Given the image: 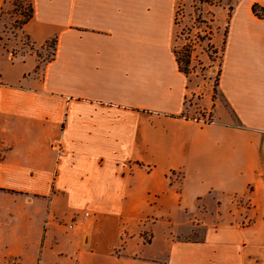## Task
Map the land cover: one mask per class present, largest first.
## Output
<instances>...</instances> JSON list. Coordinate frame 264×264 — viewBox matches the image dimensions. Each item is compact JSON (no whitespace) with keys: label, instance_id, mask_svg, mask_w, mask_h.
<instances>
[{"label":"crops","instance_id":"1","mask_svg":"<svg viewBox=\"0 0 264 264\" xmlns=\"http://www.w3.org/2000/svg\"><path fill=\"white\" fill-rule=\"evenodd\" d=\"M29 1L30 50L0 45V264H264V0L201 4L200 109L175 52L196 0Z\"/></svg>","mask_w":264,"mask_h":264},{"label":"rangeland","instance_id":"2","mask_svg":"<svg viewBox=\"0 0 264 264\" xmlns=\"http://www.w3.org/2000/svg\"><path fill=\"white\" fill-rule=\"evenodd\" d=\"M7 1L1 18L0 45L13 52L29 51L28 40L20 35L19 28L22 26L23 19L21 11L29 8L30 1ZM201 9V4L196 1L188 7L180 5L176 17L178 38L175 48L182 69L189 76L190 81H193L195 86L198 87L196 102L199 104V109L201 107L198 100L204 97L205 92L211 86L216 90L223 56V45L217 48L210 41L213 31L210 30L208 21L202 17ZM54 46L52 40L47 43V51L45 52L47 58L52 56ZM206 115L204 113L203 116ZM198 117L201 118L202 115L199 114ZM180 179L179 176L178 180ZM156 244L159 247H164L166 239L158 236Z\"/></svg>","mask_w":264,"mask_h":264},{"label":"trees","instance_id":"3","mask_svg":"<svg viewBox=\"0 0 264 264\" xmlns=\"http://www.w3.org/2000/svg\"><path fill=\"white\" fill-rule=\"evenodd\" d=\"M196 2H199L200 4H202V3H211V4H213V3L220 2V0H196ZM253 11L258 16H264V8H262L258 4H254L253 5ZM21 14L23 16L22 25L24 23H26L30 18H32L33 14H34V9H33V6H32V4L30 2H29V8L27 10H25V11H21ZM52 41H53L54 44H56V38H54ZM177 60H178L180 69L184 72V70L182 69V67L180 65V60H179L178 56H177ZM188 63H189V61H188Z\"/></svg>","mask_w":264,"mask_h":264},{"label":"built area","instance_id":"4","mask_svg":"<svg viewBox=\"0 0 264 264\" xmlns=\"http://www.w3.org/2000/svg\"><path fill=\"white\" fill-rule=\"evenodd\" d=\"M201 120H203L204 123H209L213 120V117L210 114H207L206 116H202ZM7 264H20V262L16 258H13L9 260Z\"/></svg>","mask_w":264,"mask_h":264}]
</instances>
